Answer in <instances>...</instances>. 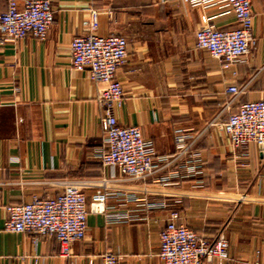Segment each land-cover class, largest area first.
Wrapping results in <instances>:
<instances>
[{
	"label": "crops",
	"instance_id": "1",
	"mask_svg": "<svg viewBox=\"0 0 264 264\" xmlns=\"http://www.w3.org/2000/svg\"><path fill=\"white\" fill-rule=\"evenodd\" d=\"M7 2L0 0V13ZM51 3L54 20L44 40L28 34L0 42V264H101L104 252L118 255L119 264H162L159 233L172 211L203 238L226 236L222 264H264V154L255 143L232 147L211 123L231 97L224 91L230 84L242 90L231 111L264 99V0H252L255 46L227 69L195 45L207 16L218 28L236 26L225 9L182 0ZM89 9L98 11V34L127 40L128 59L116 74L123 103L115 115L151 143L158 159L146 178L123 177L92 155L104 141L99 84L74 70L70 58ZM173 172L178 176L161 182ZM67 182L79 185L88 202L97 190L110 194L104 213L88 214L85 237L69 256H60L53 236L2 230L6 204L54 196ZM111 212L134 217L109 220Z\"/></svg>",
	"mask_w": 264,
	"mask_h": 264
},
{
	"label": "built area",
	"instance_id": "2",
	"mask_svg": "<svg viewBox=\"0 0 264 264\" xmlns=\"http://www.w3.org/2000/svg\"><path fill=\"white\" fill-rule=\"evenodd\" d=\"M192 6L208 8L216 6L231 12L236 26L221 29L206 22L195 31V45L206 50L210 56L220 61L227 69L242 61L255 46L253 34L252 0H182ZM111 14V11H108ZM98 11L89 9L83 20V30L70 42L71 66L76 71H84L91 80L99 84L97 101L100 107V122L104 132L101 148L93 152L102 165L115 168L121 176L142 179L155 170L158 159L151 143L144 139L140 127L122 125L118 122L115 110L123 103V87L116 74L128 59V43L124 36L109 33L100 35L96 29ZM54 20L51 0H8L7 8L0 13V42L18 41L30 34L37 40H44ZM224 91L230 94L211 123L228 137L234 148L249 143L260 146L264 154V99L238 104L235 111L231 105L242 92L230 84ZM228 112L223 121L218 118ZM178 135L176 140L184 139ZM183 150L184 144L178 143ZM160 161L166 157L159 158ZM178 176L176 172L161 179L167 182ZM107 192L97 190L88 202L81 187L74 183H64L54 196H34L22 203H8L4 206L6 217L2 230L6 232H28L35 238L53 236L60 244V256L71 254V245L85 237L87 217L90 212L104 213ZM132 195L130 199H134ZM146 204V203H145ZM164 203H147L146 207H162ZM109 220L131 218L127 213L111 212ZM176 211L159 233L157 257L162 264H203L217 259L219 264L228 258V240L223 233L213 239L199 236L182 223H177ZM101 264H119L120 257L111 252L99 255Z\"/></svg>",
	"mask_w": 264,
	"mask_h": 264
}]
</instances>
